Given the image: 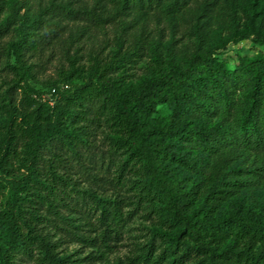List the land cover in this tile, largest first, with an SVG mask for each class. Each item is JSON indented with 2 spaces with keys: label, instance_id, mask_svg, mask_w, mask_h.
Masks as SVG:
<instances>
[{
  "label": "trees",
  "instance_id": "trees-1",
  "mask_svg": "<svg viewBox=\"0 0 264 264\" xmlns=\"http://www.w3.org/2000/svg\"><path fill=\"white\" fill-rule=\"evenodd\" d=\"M237 3L0 0V264H264V0ZM55 45L68 67L42 82Z\"/></svg>",
  "mask_w": 264,
  "mask_h": 264
},
{
  "label": "rangeland",
  "instance_id": "rangeland-1",
  "mask_svg": "<svg viewBox=\"0 0 264 264\" xmlns=\"http://www.w3.org/2000/svg\"><path fill=\"white\" fill-rule=\"evenodd\" d=\"M231 1V0H229ZM237 5L240 7L241 2L243 0H237ZM164 26L163 23H158L157 21L153 24V28L157 30ZM230 26L228 18L225 14H220L216 16L213 24L210 28L209 40L213 37L217 36L219 33L226 31ZM117 29L114 25L108 24L106 28L102 29H93L92 32H86L83 37H81L80 41L76 42V45H82L81 53L84 54L82 62H87L89 59V51L90 49L104 47L105 53H108L111 49L116 46V37H117ZM132 30H135L133 28ZM120 33V32H119ZM170 37V35H169ZM168 37V38H169ZM75 45V46H76ZM253 49V43L251 40H244L238 44H234L231 46L228 54H233L236 51L247 52ZM32 61L37 62V77L42 81L46 82L51 78H56L58 76L59 69L64 65L68 67V62L63 56L61 48L59 45H55L53 49L46 50L41 56H36L32 59ZM148 58L138 60L137 63H132V68L129 70L130 79L138 80L145 74L146 71V63ZM8 72L5 70H0V93L3 92L8 86V80L10 76H8ZM37 87H41L42 84H35ZM140 220H137L134 225L138 227L140 225ZM138 233V232H137ZM118 243V245L114 248V252L109 254L110 260H114L116 258H125L127 255L131 253L132 245L130 244L129 239H125ZM93 248L88 246H83L79 242H68L64 245L65 252H75L79 250V254L77 256L84 257L86 256ZM25 264H32L25 263ZM85 264H107L105 260H95L89 259L85 261Z\"/></svg>",
  "mask_w": 264,
  "mask_h": 264
}]
</instances>
